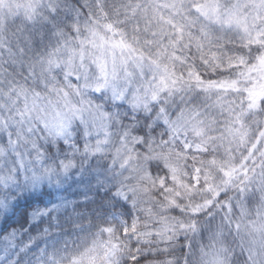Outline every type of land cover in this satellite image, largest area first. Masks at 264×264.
I'll return each mask as SVG.
<instances>
[{
    "label": "clouds",
    "instance_id": "1",
    "mask_svg": "<svg viewBox=\"0 0 264 264\" xmlns=\"http://www.w3.org/2000/svg\"><path fill=\"white\" fill-rule=\"evenodd\" d=\"M0 264H264V0H0Z\"/></svg>",
    "mask_w": 264,
    "mask_h": 264
}]
</instances>
